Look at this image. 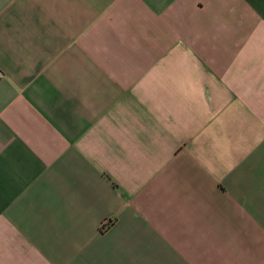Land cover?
Masks as SVG:
<instances>
[{"label":"crops","instance_id":"1","mask_svg":"<svg viewBox=\"0 0 264 264\" xmlns=\"http://www.w3.org/2000/svg\"><path fill=\"white\" fill-rule=\"evenodd\" d=\"M0 264H264V0H0Z\"/></svg>","mask_w":264,"mask_h":264},{"label":"built area","instance_id":"2","mask_svg":"<svg viewBox=\"0 0 264 264\" xmlns=\"http://www.w3.org/2000/svg\"><path fill=\"white\" fill-rule=\"evenodd\" d=\"M4 79V74L3 71L0 70V81H2Z\"/></svg>","mask_w":264,"mask_h":264}]
</instances>
